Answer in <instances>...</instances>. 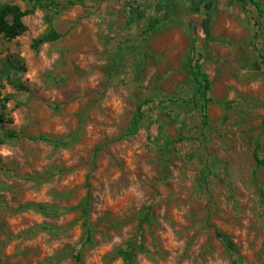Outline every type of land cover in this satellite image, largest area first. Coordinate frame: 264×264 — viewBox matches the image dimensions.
<instances>
[{"label": "rangeland", "instance_id": "374dc122", "mask_svg": "<svg viewBox=\"0 0 264 264\" xmlns=\"http://www.w3.org/2000/svg\"><path fill=\"white\" fill-rule=\"evenodd\" d=\"M5 6L28 15L23 35L0 38V135L22 136L0 145V264H123L149 208L137 264H232L217 232L241 264H264V13L251 0ZM50 31L62 38L34 49ZM194 39L211 82L206 122L186 104ZM15 65L29 93L9 84ZM41 135L64 144L29 139ZM88 193L91 241L66 211Z\"/></svg>", "mask_w": 264, "mask_h": 264}, {"label": "trees", "instance_id": "16d2710c", "mask_svg": "<svg viewBox=\"0 0 264 264\" xmlns=\"http://www.w3.org/2000/svg\"><path fill=\"white\" fill-rule=\"evenodd\" d=\"M31 2H36L37 0H30ZM41 7L45 9H51L53 10L54 14L60 11L61 9H67L72 6H76L82 3V0H69L65 5L58 4L55 2H47L46 0H38ZM242 1V0H237ZM251 3L256 7L259 13H264V5L256 0H251ZM28 14L26 12H23L19 7L17 6H5L0 10V38L3 37L8 40H13L21 35H23L27 28L24 23V18ZM155 30V24H151L150 26V32ZM62 38V35H60L56 31H50L49 33L44 34L42 37L37 39L34 42L33 48L39 49L43 44L46 43H54ZM202 53L199 50L197 46V40L194 39L191 43L189 54L187 57V65L190 71L191 78L194 83V90L193 95L190 100L186 102L187 105H192L197 108L203 116L204 121L206 122L208 120L207 117V111L209 103L212 102V99L210 98L211 93V82L209 75L204 71L203 64H202ZM262 62L264 64V54H262ZM11 69H14L16 72L15 75L8 77V82L10 85H12L17 91L19 92H25L29 93L30 89L29 87L21 80V78L18 77V73L24 68L21 67V65H15L11 66ZM3 85L0 84V104L2 110L6 109L7 104L10 102V97L4 96L2 93ZM143 106H140L137 110V113L134 116V119L131 122V126L129 129V136L136 135L142 125V122L144 120V112H143ZM4 116L2 114V117L0 118V123L4 122ZM22 138L21 135H19L15 131L7 132L5 135H0V145L5 144L8 140L13 139H19ZM31 141L34 142H46L50 143L56 146L64 144L62 140H57L56 138L49 137L46 135H41L38 137H29ZM254 159L256 163L264 167V160L260 157V146L257 145L256 149L254 151ZM203 179H206V169L203 170ZM29 207H36L42 211L47 212L49 209L46 206L43 205H36V206H29ZM68 212H80L82 221V228L84 232V236L87 238V240L91 241L93 238V226L91 225L90 221V212H91V199L90 194L88 193L85 199L76 207L66 209ZM150 208L148 209V213L146 218L141 222V224L138 227V237L134 240H131L125 244L124 247L120 248L117 252L118 257L122 259L123 264H137V255L140 251L143 250V240H142V234H143V227L145 224L150 222ZM216 236L223 245L225 246L228 253H230L233 257V263L232 264H241L239 258H238V249L232 240V238L229 235L223 234L221 232H217ZM76 264H82V259L80 255L76 256Z\"/></svg>", "mask_w": 264, "mask_h": 264}]
</instances>
